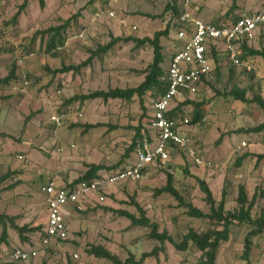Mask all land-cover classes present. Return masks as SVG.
<instances>
[{
    "label": "rangeland",
    "instance_id": "obj_1",
    "mask_svg": "<svg viewBox=\"0 0 264 264\" xmlns=\"http://www.w3.org/2000/svg\"><path fill=\"white\" fill-rule=\"evenodd\" d=\"M167 1L45 0L41 9L37 1L29 0L14 23L12 18L23 0H0V48L5 50L0 54V78L7 76L13 64L21 78L19 82L0 85V133L6 135L0 137V175L8 171L15 174L0 186V214L12 218L20 227L41 226L25 233L24 240L9 227L7 241L0 243V255L13 248L36 249L37 257L16 264H112L86 254L85 248L92 244L105 247L121 260L129 254L138 260L142 253L151 252L160 244L149 239L148 228L134 227L119 215L120 211L138 215L133 202L158 225L159 232H167L176 242L189 229L204 232L214 227L212 222L188 217L171 194L156 193L167 185L168 174L172 176V187L184 201L204 213L209 212V206L197 178L211 190L215 206L225 192V210L234 211L242 186L248 198L255 192L259 194L252 215L258 217L264 212V159H256L257 154H264V131H243L263 123L264 110L253 101L245 103L229 95L234 89L245 90L248 100L259 96L264 101V58L243 60L251 66L248 71L233 66L219 53L212 78L196 96L187 99L205 103L202 120L181 127L201 164L193 163L184 151L173 149L165 165L151 166L136 181L110 186L104 203H90L82 211H72L65 220L69 239L61 248H40L47 219L40 186L50 181L61 185L75 180L89 164L113 168L100 173L131 164L135 129L141 124L147 134L152 133L147 126L159 96L147 91L142 98L135 95L130 101H71L95 91L137 87L144 81L153 57L152 47L147 44L136 47L133 41H120L78 72L53 75L52 71L82 64L111 37L152 38L166 27ZM193 2L202 20L215 23L232 22L242 14L255 13L261 4V0ZM109 12L114 16L110 17ZM65 21L68 26L63 46L46 53L40 32ZM85 28L83 38H77ZM161 45V66L165 71L179 43L169 33L161 38ZM249 48L264 52V36L256 38ZM179 102L175 100L171 108ZM193 109L192 105L181 104L175 116L190 120ZM53 114L63 116L60 128L50 122ZM94 124L99 126L87 128ZM249 231L246 224L231 226L229 240L220 245L215 264H244L241 254ZM1 232L0 225V236ZM200 257L201 252L193 247L179 252L166 243L158 258H149L143 264H195ZM249 264H264V234L252 237Z\"/></svg>",
    "mask_w": 264,
    "mask_h": 264
},
{
    "label": "built area",
    "instance_id": "obj_2",
    "mask_svg": "<svg viewBox=\"0 0 264 264\" xmlns=\"http://www.w3.org/2000/svg\"><path fill=\"white\" fill-rule=\"evenodd\" d=\"M174 1L179 9L168 16L165 25L169 27V33H172L179 47L171 55L162 77L165 91L153 103L147 126L152 133L147 134L145 129L141 130L140 138L133 149L134 159L128 166L100 173L98 178L76 184L69 182L59 185L50 181L40 186L39 191L44 197L47 215L40 239L41 250L59 249L69 239L65 222L70 216L68 208L82 211L90 203H104L110 186L129 180L136 181L151 166L165 165L173 149L184 151L193 163L201 164L196 151L190 147L189 138L181 131V127L190 120L171 116V105L175 100L183 102L196 96L201 86L212 78V48L217 54L223 53L233 66L251 70L250 64L240 60V55L244 44L249 46L256 38L264 36V0H261L257 12L242 14L227 23L202 20L193 7L194 0ZM109 16L113 17L114 14L109 12ZM132 29L135 30L136 27ZM86 31L87 28L76 37L83 38ZM26 81L24 85L27 84ZM49 120L56 128H60L63 116L53 114ZM37 255L36 249L13 248L7 254L0 255V264L26 263Z\"/></svg>",
    "mask_w": 264,
    "mask_h": 264
},
{
    "label": "trees",
    "instance_id": "obj_3",
    "mask_svg": "<svg viewBox=\"0 0 264 264\" xmlns=\"http://www.w3.org/2000/svg\"><path fill=\"white\" fill-rule=\"evenodd\" d=\"M29 0H23L22 4L19 6L18 11L12 18V22H16L17 18L19 17L20 13L27 7ZM37 1L39 7L43 9L45 7V0H33ZM235 1V0H233ZM179 6L175 3L174 0H168L166 7L164 9V13L168 16L171 13L177 12ZM68 26V21L63 22V24L58 26H52L47 28L46 30L40 32L42 39H44L45 44V51L46 53H51L58 46H63L65 42V30ZM169 34V27H165L164 30L155 32L152 38H134V37H127L121 38L111 37V40L104 46L98 48L95 52H92L91 55L87 58L85 62L79 64L78 66H64L59 70L52 71L53 75L58 73H67V72H78L83 67L88 66L94 57L98 56L99 54L106 53L115 43L120 41H133L136 47H142L144 45H149L152 47V61L148 65L147 70L145 72L144 81L139 84L135 88H114L107 91H95L89 93L87 95L72 98L71 101L74 100H89V99H102V100H109V99H119L130 101L135 95L142 98V96L147 92L151 91V93H157L161 95L165 91V83L162 80L164 75V70L162 69V63L164 62V56L162 53L163 47L161 45V38L167 37ZM5 53V50L0 48V54ZM212 60L213 66L219 61L217 57V53L212 48ZM248 57H262L264 58V52L259 50H254L249 48L248 45L244 44L242 46V53L240 55V60H246ZM216 67H214L213 72L216 71ZM20 77L17 75V68L15 64L11 66L7 76L4 78H0V85L6 86L12 82H19ZM206 82L205 84H207ZM245 90L234 89L232 90L229 95L233 96L234 99L239 100L241 102H254L260 108L264 110V101L261 97L255 96L252 100H248L245 98ZM184 105H192L193 106V114L192 118L190 119L189 123L192 125H196L200 123L203 118V107L205 105L204 102H194L190 100H185L183 102H179V104L170 111L171 116H175L177 113V109ZM98 124L88 125L87 128L97 127ZM144 129L140 124L135 129V134L130 146V150L133 151L134 146L141 135V130ZM245 132L251 133H261L264 131V122L252 127L250 129L243 130ZM6 135L0 133V137H5ZM257 162L264 159V154H257L256 155ZM113 168L104 167L100 164H89L87 165L86 171L77 179L73 180L72 183L76 184L80 181L84 180H91L99 177L100 172L105 170H110ZM118 170V169H117ZM145 173V172H143ZM14 172H6L4 175H0V186L3 182L7 179L12 178L14 176ZM199 188L202 193L205 195V202L209 206V212L204 213L200 209L192 206L191 204L184 201L181 195L172 187V176L167 175V185L163 188H160L156 191V193H169L175 197L178 201V205L185 209V213L190 218H196L205 220L208 222H212L215 226L208 228L204 232H196L193 229H189L186 234H184L181 238L180 242H176L171 236L167 234V232L158 231V225L150 221L148 217H146L145 212L141 209V207L136 203L133 202L134 206L138 211V215L128 213L126 211H120L119 215L122 217L127 218L130 221V224L134 227H142L149 229V239L154 240L160 244V247H155L151 252H144L141 254L140 258L137 260L132 254L125 260H121L117 255L111 253L108 249L101 245H88L85 248V253L89 256H94L98 259H104L112 264H143L149 258H158V253L165 250L166 243L170 244L176 251H185L190 247L195 248L197 251L201 252L200 259L195 264H215L216 257L218 254L219 247L222 243H226L229 240L230 236V227L236 224H246L250 227V231L246 234L244 238L243 244V251L241 254V259L244 261V264H249V254L251 251L252 246V237L264 234V212H261L258 217L252 215L253 208L256 206V202L258 200V192H255L251 198H248L245 189L240 186L237 194V208L234 211L225 210V192L222 193V198L217 206H215V200L213 198L212 192L207 186V184L197 178ZM10 189V188H9ZM0 225L2 226V232L0 236V243L7 241V230L8 228H12L18 233V236L21 240H24V234L27 232H33L37 229H40L41 226L38 228H30L27 225L24 226H17L13 219L4 215L0 214ZM220 227V228H218ZM43 235V234H42ZM41 235V236H42ZM67 241V240H66ZM65 241V242H66ZM51 250V249H48ZM46 250V251H48ZM9 264H16L19 262H6ZM42 264H46L42 262ZM71 264V263H68Z\"/></svg>",
    "mask_w": 264,
    "mask_h": 264
},
{
    "label": "crops",
    "instance_id": "obj_4",
    "mask_svg": "<svg viewBox=\"0 0 264 264\" xmlns=\"http://www.w3.org/2000/svg\"><path fill=\"white\" fill-rule=\"evenodd\" d=\"M199 17H200V16H199ZM72 181H73V180H72ZM72 181H69V182H72ZM69 182H67V183H69ZM67 183H66V184H67ZM64 184H65V183H64ZM68 210L70 211V215H71V213H72L73 210H72L71 208H68Z\"/></svg>",
    "mask_w": 264,
    "mask_h": 264
}]
</instances>
